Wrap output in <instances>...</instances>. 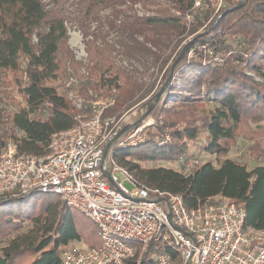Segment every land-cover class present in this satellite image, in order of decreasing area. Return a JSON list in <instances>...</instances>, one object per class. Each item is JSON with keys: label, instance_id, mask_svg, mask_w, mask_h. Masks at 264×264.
Segmentation results:
<instances>
[{"label": "trees", "instance_id": "obj_1", "mask_svg": "<svg viewBox=\"0 0 264 264\" xmlns=\"http://www.w3.org/2000/svg\"><path fill=\"white\" fill-rule=\"evenodd\" d=\"M66 1L80 6V15L85 18L79 21L80 28L90 36L93 31H90L88 18L95 17L102 9H116L127 0H0V105L15 104L11 96L14 87L26 105L12 114H5L0 108V154L8 142L13 141L20 153L44 156L49 152L53 133L77 124L78 113L70 106L66 91H60L63 85H55L64 77L58 54L67 36V18L51 16L47 9L49 3L58 5ZM167 1L180 15L160 8L153 16L134 14L120 18L122 11H117L111 22V27L122 36L128 54L135 51L142 58H152L161 70L168 62L162 49L170 46L175 49L181 43V36L189 27L185 12L194 0ZM240 2L241 6L236 7ZM233 7L236 8L225 12ZM222 13L215 27L217 17L205 27V32L183 46V57L176 62L181 50L165 69L161 80L164 85L173 74L165 91L173 89L174 93H169L172 100L179 99L182 106L188 100H209L215 108L208 119L198 121L181 109L170 111L158 106L163 100H157L156 92L161 86L150 98L154 104L146 105L152 107L149 114L157 117L163 114L164 123L149 131L145 141L136 146L119 147L115 139L109 149L115 160L127 166L139 183L181 194L189 208L221 195L243 205L247 211L246 227L259 230L264 229V161L248 169L246 164L225 157L218 165L212 161L202 163L190 174L175 168L140 164L161 160L180 162L183 168L184 160L194 156L190 152L194 146L199 147L198 152L216 154L219 160L230 152L226 142L237 137L241 125L256 124L264 128V0H227ZM210 16V12L197 15L190 32L197 31ZM159 33L164 34V39ZM92 35L98 37L96 33ZM232 40L239 49L234 48ZM199 44L220 53L222 60L210 64L204 59V51L198 50L200 58L189 59V50ZM105 46L109 49L107 44ZM107 48L104 52L89 47L91 76L84 80L91 88L104 91L107 87V93L117 87L119 79L125 80L124 91L116 95V103L106 109L105 117L128 109L137 99L146 98L155 87L154 83L138 81L121 69V74L106 77L113 70ZM10 72L14 80L7 78ZM93 78L99 80L92 85ZM144 115L145 112L139 117ZM167 131L170 139L164 141ZM203 133H206L204 139ZM140 146L146 149L139 150ZM81 240L90 247L102 246L93 221L68 207L59 196L33 191L0 197V264H61L64 247ZM162 251L170 252L175 262L180 261L172 247L152 241L142 253L140 264H157V255ZM137 259L138 256L129 258L125 264H137Z\"/></svg>", "mask_w": 264, "mask_h": 264}, {"label": "built area", "instance_id": "obj_2", "mask_svg": "<svg viewBox=\"0 0 264 264\" xmlns=\"http://www.w3.org/2000/svg\"><path fill=\"white\" fill-rule=\"evenodd\" d=\"M226 5L227 0H194L185 12L189 27L204 12L211 13L209 24ZM198 48L209 54L205 60H222L220 53L205 45ZM195 52V47L190 49ZM76 82L71 78L70 84ZM113 103L114 99H99L78 105L83 111L77 124L53 133L44 156L20 153L13 141L0 154V197L33 191L57 195L97 227L102 246L69 244L62 251L61 264H125L135 256L140 264L152 241L177 251L179 264H264V229L246 227L243 205L217 195L189 208L183 195L139 183L127 166L109 156L115 139L119 147L136 146L145 141L149 126L154 127L153 119H144L120 135L129 120L125 114L104 116ZM168 139L166 132L164 141ZM200 164L198 157L191 156L184 160L183 172L190 174ZM174 263L168 251L157 255V264Z\"/></svg>", "mask_w": 264, "mask_h": 264}, {"label": "rangeland", "instance_id": "obj_3", "mask_svg": "<svg viewBox=\"0 0 264 264\" xmlns=\"http://www.w3.org/2000/svg\"><path fill=\"white\" fill-rule=\"evenodd\" d=\"M160 8H167L169 9L170 13H176L180 15V13L176 9H174L173 4L167 0H127L122 6L117 7L116 9H102L95 17H90L87 19L90 24V31H93L92 34L96 33L98 35V37L95 38V36L92 34H90V36L85 35L84 31L80 28L81 24L79 21L85 18L84 16L80 15V6L78 7L76 3H73L72 1H66L58 5H53L51 3L47 5V9L50 11L51 16L58 15L67 18V36L64 39V42L62 43L58 54L61 73L64 74V77H62V80H59L57 83H55V85L61 84L66 89H63L62 87L60 91L62 93L63 90L66 91L65 95L70 103V106L75 109H73L74 112L80 113L81 111H83V109L80 110L78 105H90V102L92 100L102 99L103 101H110L111 99H114V103H116V95H121V93L124 91L123 87L125 86V80L122 78L117 81V87L111 89L110 93H107V87L103 89L104 91H101L89 87L88 84H86L84 81L89 76H91L89 64L91 63L92 56L89 47L91 46L93 50H96V48L101 50L103 49V51L105 52V48H107V46L105 45L107 44L109 46V49H107L109 57L111 59V64H113V70H111V74H107L106 77H110V75L119 73L121 69L137 77L138 81H145L147 83L155 84L153 91L146 98L141 100L135 99L136 101L132 104L133 106L129 107L128 109L123 108L121 111L115 113L114 115H116L117 118H120L125 114L126 119L129 120L127 125L132 123L138 125L141 124L144 119H147V121L149 119H153L154 127L149 126V129H147L146 133L154 130L158 124L164 123L165 116L163 114H160L158 117L153 114L146 115V113L150 109V107L148 108V105H146V103L150 104L151 106L154 104V102L150 101V98L152 97V95H154V92L158 89V87L164 86L163 82L161 83V80L163 78L165 69L174 61L179 52L181 50L183 51V46H185V44L193 40V38H195L198 34L205 32V27L208 25V21L201 27L197 28V31L194 32H190V28L192 26L188 27L187 32L183 36H181V43L175 49L172 48V46L162 49V51L164 52L163 57L165 59L168 58L167 66L164 68V70H161L160 67L153 62L154 59L152 58H142L140 54L135 53V51L131 52V54H128L124 46L123 38L120 35L119 31L111 27V22L116 18L117 13L115 12L117 11H122L120 18H123L124 15L132 16L134 14L141 17H148L159 13L158 9ZM96 17H99L101 20H95L97 19ZM120 18L118 19V22H120ZM159 37L164 39V34L161 33ZM155 39H157V36ZM232 42L234 48L239 49V45L237 44V42L234 40H232ZM198 47L199 45L195 47V50H198ZM202 51H204V48H202ZM203 53L204 55L207 54V52L205 51ZM199 55L200 53L198 52H195L193 54L190 53V50L188 52L189 59L200 58ZM103 56L106 57L107 54ZM207 58L209 59L210 56H207ZM102 60H105V58H102ZM208 61V63L210 64L214 62H211L210 60ZM247 72L249 74L252 73H250L249 71ZM19 75H21V73ZM13 77L14 75L11 72L9 73V76H7L9 80H14ZM71 78H75L77 82L74 84H70ZM255 78L257 80L260 79L258 77ZM97 80L99 79L93 78L91 84L93 85ZM84 84L86 85V88ZM14 89L15 90H12L13 94H11V96L14 98L15 104L0 105V108L5 111V114H12L13 112L18 111L19 108L26 106L22 96L17 93L15 87ZM160 89L156 92L157 94ZM164 91L160 96V98H162L163 100H161L158 106L165 107L170 111L181 109L182 111L188 112V114L194 115V117L198 121L207 120L209 114L215 108L214 105L209 102V100H206L204 98L197 101L188 100L186 101L187 104H183L185 106H182V104L179 103V99L172 100L171 93H174L173 89L170 92ZM138 97L139 95L137 96V98ZM114 103L109 107H112ZM143 112H145V115L139 117ZM166 129L169 130L168 128ZM205 135L206 133H203L202 139L205 138ZM226 144L228 145L230 152L227 156L220 157L219 160L216 154L198 152V146L191 147L190 152L193 153L194 157H198L200 161H202V163L212 161L218 165L220 161H222L225 157H229L246 164L248 166V169H252L262 163V161H264V128H261L256 124L241 125L239 127V133L237 137L233 140L227 141ZM117 145H119V139ZM145 149L146 146L139 147V150ZM112 154V150L109 149V156H111ZM140 164L146 167L164 166L183 171V168L181 166L182 163L180 162L174 163L155 160L141 161ZM118 175L120 178H123L122 174L118 173ZM126 184L128 187H131L129 183L126 182ZM25 230L26 228L23 229V231ZM73 243L79 246H89L85 240ZM179 263L180 261H177L174 264Z\"/></svg>", "mask_w": 264, "mask_h": 264}, {"label": "water", "instance_id": "obj_4", "mask_svg": "<svg viewBox=\"0 0 264 264\" xmlns=\"http://www.w3.org/2000/svg\"><path fill=\"white\" fill-rule=\"evenodd\" d=\"M239 6H241V2H240L236 7H239ZM236 7L229 8V9H227L225 12L231 11V10L235 9ZM225 12H224V13H225ZM224 13L220 14V15L215 19L214 24H213V27H215V26L217 25V23H218L219 20L222 18V16L224 15ZM183 55H184V49H183V51L181 52L180 56L177 58L176 62L180 61V59L183 57ZM174 66H175V64L173 65V68H174ZM172 76H173V74H170L168 80H170V79L172 78ZM168 80L166 81V83L164 84V86H163V87L160 89V91L158 92V94H157V100L160 99V96H161L162 92L164 91V89L166 88V86H167V84H168ZM150 110H151V107H150V109L148 110V112L146 113V115L149 114ZM134 124H135V123H132V124H129V125L125 126V127L122 129V131L120 132V135H122L124 132H126V130L129 129V128H131ZM106 154H107V150H106ZM106 176H107L109 179H111V176H110L109 173H107Z\"/></svg>", "mask_w": 264, "mask_h": 264}]
</instances>
